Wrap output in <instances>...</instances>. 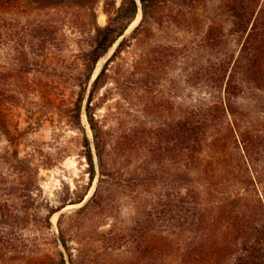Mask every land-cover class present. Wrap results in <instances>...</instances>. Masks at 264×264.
I'll return each instance as SVG.
<instances>
[{
    "label": "trees",
    "instance_id": "trees-1",
    "mask_svg": "<svg viewBox=\"0 0 264 264\" xmlns=\"http://www.w3.org/2000/svg\"><path fill=\"white\" fill-rule=\"evenodd\" d=\"M99 3L106 16L102 25L97 23ZM16 5L24 6L28 14L67 20L75 27L79 17L85 18L81 22L88 47L81 52L82 69L74 77L79 90L66 115L72 125L83 130L82 100L89 86L83 111L92 133L99 176L89 199L72 214L99 206L105 211L102 216H112L114 221L102 231L109 250L102 252L108 264H264V122H242L248 107L242 100L264 95V0H0V8ZM163 7H167L168 17L161 16L158 24L182 25L198 35L203 47L214 50L198 68L206 95L186 104L169 123L132 127L116 139L115 148H134L136 155H141L139 169L126 176L119 169L107 168V132L95 118L92 99L110 79L109 63L133 40L150 37V20H155ZM139 9V22L126 34ZM46 19L24 26L28 44L40 41L41 48L49 44L62 22L54 25ZM229 37L233 49H226ZM115 43L91 80L97 61ZM169 48L161 43L143 49L132 65L140 70L129 72L128 78L148 89L152 67L163 62L162 52ZM16 58L19 62L12 67L0 65V132L10 142L15 135L4 118L13 91L9 80L37 66L28 51H21ZM83 142L91 180L94 164L86 135ZM7 152L0 154V163L7 164V171L0 168V260L80 264L62 225L68 214L59 215L58 238L50 231L49 218L60 207L82 200L87 192L76 193L69 201L63 198L56 206L46 203L40 214L32 202L42 190L40 166L19 156L16 148ZM101 182L102 187L109 182L120 187L152 186L157 192L136 203L135 214L122 222L113 210L119 203H109L103 195L100 198ZM52 243H61L67 261L58 247L53 254L46 252Z\"/></svg>",
    "mask_w": 264,
    "mask_h": 264
},
{
    "label": "rangeland",
    "instance_id": "rangeland-1",
    "mask_svg": "<svg viewBox=\"0 0 264 264\" xmlns=\"http://www.w3.org/2000/svg\"><path fill=\"white\" fill-rule=\"evenodd\" d=\"M24 8L20 5L0 8V65L9 68L18 64L19 60L16 57L21 51H28L31 61L37 65L30 73L9 80L13 91L12 98L5 106L4 118L15 139L14 142H10L0 132V154L7 151L10 154L11 150L16 148L19 156L26 157L34 165L40 166L38 180L42 190L32 202L33 209L41 211V214L44 212L42 208L44 204L56 206L63 198L69 201L79 192H87L85 198L87 201L98 184L99 162L92 133L83 111L89 86L86 87L82 100L83 130L72 125L66 115L67 108L73 104L79 90L74 77L82 69L81 52L88 47L87 33L81 22L85 18L79 17V24L75 27L67 20H63V23L56 21L55 17L46 19L45 15L28 14L23 11ZM97 12V23L102 25L106 21V16L101 11V3L97 5ZM167 13V7L159 9L155 14V20H150L153 27L150 37L133 40L130 46L109 63L110 79L93 95L95 118L107 132L104 149L107 168L110 171L119 169L118 171L126 176L139 169L137 166L140 165L141 155L137 156L134 148L126 150L115 148L116 139L120 135H126L132 127L169 123L179 116L186 104L194 102L201 95H206L201 88L198 68L207 57L213 55L214 50L203 47L198 43V35L187 31L182 25L171 23L168 25L167 22L158 24L161 16L162 19L168 17ZM200 13L206 15L204 10ZM43 19L54 25L59 22L62 24L59 30L51 35L49 44H45L43 48L39 45L40 41L34 45L28 44L24 35L28 30L24 26ZM139 20L140 18L137 23ZM228 39L226 49H233L232 37ZM161 43L170 45V48L162 52L165 56L163 62L152 67L150 71L152 81L148 84L149 88L144 89L134 83L133 77L128 78V74L133 70H140L132 65L143 49ZM116 44L110 47L99 69L109 58ZM242 101L248 105L242 122L248 120L256 124L263 123L264 95ZM84 135L89 141L94 164L91 180L87 170L88 162L83 155ZM261 160H264L263 156ZM260 163V160L255 162L257 167ZM0 168L7 171V164L0 163ZM167 168L174 169L171 166ZM167 168L164 170L168 171ZM156 192V188L152 186L120 187L110 182L105 183L103 187L101 182L99 187L101 199L103 195L104 198L107 197L106 201L109 203H119L113 210L122 222L129 221L131 215L135 214L136 203L151 199ZM15 201L17 204L20 202L18 199ZM81 205L66 207L57 213L55 230L51 227L49 218L50 231L58 238L59 215L68 214L63 218L62 225L70 235L69 244L80 264H108L107 255L103 257L102 252L109 251L102 241V231L106 230L108 223L114 219L112 216L108 218L102 216L105 211L99 206L90 208L83 214L73 215L72 212ZM56 245L55 243L49 245L45 249L46 252L53 254L58 247L67 261V254L61 243L59 246ZM0 264H23V260H0Z\"/></svg>",
    "mask_w": 264,
    "mask_h": 264
},
{
    "label": "bare ground",
    "instance_id": "bare-ground-1",
    "mask_svg": "<svg viewBox=\"0 0 264 264\" xmlns=\"http://www.w3.org/2000/svg\"><path fill=\"white\" fill-rule=\"evenodd\" d=\"M140 15H141V11H138L135 19L130 23V25L128 26L127 30L128 31L130 28L134 27V25L137 23L138 19L140 18ZM131 30V29H130ZM106 55H104L103 57H101L97 63H96V67L94 69V73L93 75H95L96 71L99 70L100 68V65H101V62L104 60V57ZM90 193V192H89ZM88 193V194H89ZM76 205H81V204H68L66 207H70V206H76ZM56 217H57V213H54L50 216V222H51V227L55 230L56 229V225H55V220H56Z\"/></svg>",
    "mask_w": 264,
    "mask_h": 264
},
{
    "label": "water",
    "instance_id": "water-1",
    "mask_svg": "<svg viewBox=\"0 0 264 264\" xmlns=\"http://www.w3.org/2000/svg\"><path fill=\"white\" fill-rule=\"evenodd\" d=\"M139 11H140V9H139ZM95 67H96V66H95ZM99 70H100V69H99ZM99 70L95 73V75L99 72ZM95 75H92L91 80L95 77ZM85 198H86V196H85L82 200H80L79 202H76V203H69V204H83V202H84V203L86 202ZM67 205H68V204H66V205H64V206H62V207H60L59 209H57L56 211H54L53 214H54V213H59V212H61L62 210H64V209L66 208ZM81 206H82V205H81Z\"/></svg>",
    "mask_w": 264,
    "mask_h": 264
}]
</instances>
